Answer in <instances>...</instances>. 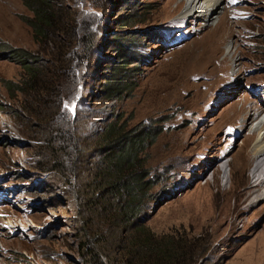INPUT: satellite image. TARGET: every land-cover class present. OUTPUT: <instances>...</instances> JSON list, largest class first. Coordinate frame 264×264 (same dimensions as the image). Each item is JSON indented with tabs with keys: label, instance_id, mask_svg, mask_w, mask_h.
Wrapping results in <instances>:
<instances>
[{
	"label": "rangeland",
	"instance_id": "374dc122",
	"mask_svg": "<svg viewBox=\"0 0 264 264\" xmlns=\"http://www.w3.org/2000/svg\"><path fill=\"white\" fill-rule=\"evenodd\" d=\"M185 7L184 0H107L96 8L97 43L82 96L63 111L86 144L118 115L160 127L147 162L157 178L148 228L200 235L207 251L196 264H264V156L256 155L264 126V0H223L209 22L182 17ZM27 16L22 0H0V264H90L85 236L99 222L84 202L86 173L71 181L39 169L38 142L26 135L39 120L17 89L24 71L10 55L38 49ZM126 16L143 22L123 28ZM120 48L135 65V87L107 102L103 85ZM85 154L83 162L97 158Z\"/></svg>",
	"mask_w": 264,
	"mask_h": 264
},
{
	"label": "trees",
	"instance_id": "16d2710c",
	"mask_svg": "<svg viewBox=\"0 0 264 264\" xmlns=\"http://www.w3.org/2000/svg\"><path fill=\"white\" fill-rule=\"evenodd\" d=\"M22 2L31 12L23 21L38 46L35 53L13 49L10 55L24 71L17 89L24 95L27 111L39 120L36 130H26V135L38 142V156L45 163L39 169L68 174L71 181L80 178L79 172L86 173L81 182L86 194L84 202L99 222L95 234L89 231L85 236L89 263L196 264L207 251L200 235L175 231L159 235L144 222L154 201L150 190L157 182L147 165L149 148L160 127L132 125L129 117L118 115L86 144L63 111L82 96L83 78L97 43L95 9L103 8L107 0H74L79 9L66 0ZM129 18L121 21V27L143 22ZM128 57L120 48L103 85L107 102L123 99L135 87V81L130 79L135 65L129 66L132 62ZM88 150L96 152L97 158L83 162ZM195 250L199 254L193 258L190 251Z\"/></svg>",
	"mask_w": 264,
	"mask_h": 264
},
{
	"label": "bare ground",
	"instance_id": "6f19581e",
	"mask_svg": "<svg viewBox=\"0 0 264 264\" xmlns=\"http://www.w3.org/2000/svg\"><path fill=\"white\" fill-rule=\"evenodd\" d=\"M184 1L186 3L185 11H187V12H185L186 13L185 15H183L184 14L183 13L182 17H188V16L192 17L193 16V18L195 17L197 19H202L203 21L209 22V20H208L209 17L210 18L213 17L212 21H213V19L215 20V18L212 14L216 10V8L218 9V6L220 5V3L223 0H184ZM201 7H203L204 10L202 11L201 14L198 15V13H195V12L198 11ZM188 12H191V13L187 14ZM227 48L230 49L232 47L227 46ZM259 124H260V122H259ZM262 130H264V126H261V128H260V132H259V136H258V142L256 144V147H257L256 155H258L260 153L258 156H261V157L264 156V137H263L264 134L261 136ZM259 163H261V162H259ZM262 163L263 164L261 165L260 168H264V160ZM262 176L264 177V170L262 171ZM263 177L260 176L258 178V179H260L259 182L260 181L262 182V180L264 179ZM258 186H260V185H258ZM258 186H256V187H258Z\"/></svg>",
	"mask_w": 264,
	"mask_h": 264
}]
</instances>
